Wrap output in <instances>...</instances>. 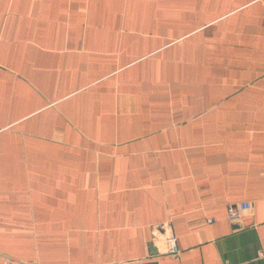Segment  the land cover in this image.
I'll return each mask as SVG.
<instances>
[{
    "label": "crops",
    "instance_id": "crops-1",
    "mask_svg": "<svg viewBox=\"0 0 264 264\" xmlns=\"http://www.w3.org/2000/svg\"><path fill=\"white\" fill-rule=\"evenodd\" d=\"M0 264H264V0H0Z\"/></svg>",
    "mask_w": 264,
    "mask_h": 264
},
{
    "label": "built area",
    "instance_id": "built-area-1",
    "mask_svg": "<svg viewBox=\"0 0 264 264\" xmlns=\"http://www.w3.org/2000/svg\"><path fill=\"white\" fill-rule=\"evenodd\" d=\"M250 203L246 201L231 203L226 210V218L233 225L240 223L242 218L248 213L250 210ZM213 219H207V222H212ZM166 229V228H165ZM160 240L163 241L165 247V253L170 256H177L181 250L177 245L176 237L173 233L167 230V233Z\"/></svg>",
    "mask_w": 264,
    "mask_h": 264
},
{
    "label": "water",
    "instance_id": "water-1",
    "mask_svg": "<svg viewBox=\"0 0 264 264\" xmlns=\"http://www.w3.org/2000/svg\"><path fill=\"white\" fill-rule=\"evenodd\" d=\"M234 227L239 228L240 225L235 224ZM166 234V229L164 225H160L159 227H157L156 229L153 230V238L154 241H158L159 239L163 238ZM154 241H152V244L154 245ZM155 247H158L157 245H155Z\"/></svg>",
    "mask_w": 264,
    "mask_h": 264
}]
</instances>
